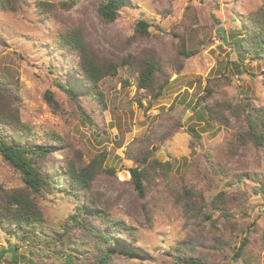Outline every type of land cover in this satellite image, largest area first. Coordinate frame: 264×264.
I'll return each instance as SVG.
<instances>
[{
	"label": "rangeland",
	"instance_id": "374dc122",
	"mask_svg": "<svg viewBox=\"0 0 264 264\" xmlns=\"http://www.w3.org/2000/svg\"><path fill=\"white\" fill-rule=\"evenodd\" d=\"M105 1L0 0V77L19 101L13 111L4 98L2 109L32 128L33 144L52 135L61 145L42 166L52 186L35 196L42 231L52 237L68 225L65 251L74 264H94V232L68 223L80 205L104 213L91 226L112 229L127 246L112 248L110 264H264V147L241 142L247 113L229 109L247 101L264 108V58L243 46L251 23L264 20V0H131L111 23L98 14ZM72 33L108 73L96 90L78 52L61 42ZM148 65L156 70L141 89ZM66 161L82 169L103 161L79 200L65 192ZM136 167L144 170V197L132 181ZM0 187H25L1 154ZM12 231L14 223L0 227V264H67L32 252Z\"/></svg>",
	"mask_w": 264,
	"mask_h": 264
},
{
	"label": "trees",
	"instance_id": "16d2710c",
	"mask_svg": "<svg viewBox=\"0 0 264 264\" xmlns=\"http://www.w3.org/2000/svg\"><path fill=\"white\" fill-rule=\"evenodd\" d=\"M3 6H6L3 3ZM49 5L40 3L39 7L45 10ZM65 7L69 5L64 4ZM132 6L131 0H106L98 8V14L104 22H115L119 18L122 8ZM72 7V5H70ZM148 29V24L145 21H140L137 24V30L140 34H145ZM244 49L258 59L264 58V20L257 19L256 23H251L250 30L244 37ZM61 42L69 50L78 52L81 57L79 69L84 77L86 84L90 85L93 90H96L98 83L101 79L105 78L108 74L106 69L95 63L94 58L84 48L81 38L76 34L65 35ZM237 47V44L234 43ZM154 65H148L147 70L142 73L140 79V88L149 87L152 82V76L155 72ZM110 75V74H109ZM8 82H5L0 77V154L4 161L13 168L14 171L21 174V179L25 185L24 189L16 191L2 190L0 187V227L14 223L15 231H12L17 239L32 248V252L49 253L53 252L54 256L67 260V264H74L73 254L65 251L64 237H68V229L63 228V234L48 236L42 231L44 218L41 210L35 201V196L41 195L52 184L50 179L46 178L42 171V166L45 165L48 156L56 150H59L60 140L58 137L54 138L48 135V139L43 144L35 145L32 140L36 138L33 134L32 128L28 125L19 123L18 115H8L9 110L2 109V99H7L6 108H12L19 102L15 91L8 87ZM66 86V87H65ZM66 84L61 86L70 98H73V90ZM46 101L49 106L58 111L60 105L55 101L52 93L46 94ZM246 106L244 109L243 107ZM17 109V108H16ZM229 109L240 117L243 113L246 114L245 123L247 126L246 132L240 136L243 143H252L258 148L264 147V108H256L250 102H245L244 105L239 107V110L233 106ZM14 114V113H12ZM210 117L214 119L213 115ZM32 136V137H31ZM50 140H53L50 142ZM102 162L93 161L91 165L85 168L77 167L73 161H66L65 174L67 178L65 181L67 194L74 195L79 200L81 194H85L91 187L95 174L102 168ZM132 181L135 189L141 197L145 195L144 170L138 167L130 170ZM52 186V185H51ZM89 200V198H88ZM90 206L94 207L93 200L87 202ZM78 211L70 217V224L77 226L81 230L94 232L97 240L98 257L95 256L94 264H110L112 259V248L117 249L120 253L128 252L127 246L121 243L119 236L115 237L110 231L106 229L97 231L89 223L94 217L104 218V213L98 214L97 211H87L84 207L78 205ZM89 219V220H88ZM71 240V238H69ZM80 244H83L80 242ZM247 246V238L242 241L239 249L236 252V257L244 252ZM22 245L18 243L13 247L8 248V251L13 252L20 249ZM49 248L61 247L62 251H50ZM112 250V251H111ZM235 257V258H236ZM187 264H200L195 260L185 259Z\"/></svg>",
	"mask_w": 264,
	"mask_h": 264
},
{
	"label": "water",
	"instance_id": "95a60500",
	"mask_svg": "<svg viewBox=\"0 0 264 264\" xmlns=\"http://www.w3.org/2000/svg\"><path fill=\"white\" fill-rule=\"evenodd\" d=\"M219 32L222 33V35L224 36V39H225V31H224V29L221 28V29L219 30Z\"/></svg>",
	"mask_w": 264,
	"mask_h": 264
}]
</instances>
